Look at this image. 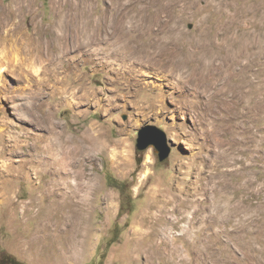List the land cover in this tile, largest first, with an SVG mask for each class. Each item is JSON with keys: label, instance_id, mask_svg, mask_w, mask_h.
Segmentation results:
<instances>
[{"label": "rangeland", "instance_id": "obj_1", "mask_svg": "<svg viewBox=\"0 0 264 264\" xmlns=\"http://www.w3.org/2000/svg\"><path fill=\"white\" fill-rule=\"evenodd\" d=\"M73 1L0 0V258L264 264V0H96L114 12L66 28ZM56 131L91 144L69 176L96 178L88 205L59 203Z\"/></svg>", "mask_w": 264, "mask_h": 264}, {"label": "bare ground", "instance_id": "obj_2", "mask_svg": "<svg viewBox=\"0 0 264 264\" xmlns=\"http://www.w3.org/2000/svg\"><path fill=\"white\" fill-rule=\"evenodd\" d=\"M95 1L96 0H74L72 3L71 2H68L67 4H66V2H64V4H66V7L64 8V10H67L68 11L65 14V15L68 16V19L66 20V25H65L66 28L70 25V22H71L72 19H69V18H71V17L73 19H75V18H81V17H84V16H99V17H101V19H103V18L107 17L108 14L114 12V8H110V7H113V6H106L105 8L102 7L101 9H97V6L95 5ZM118 1H120L121 5L123 4V0H118ZM151 5L152 4L150 2H147V5L144 6L142 9H135L134 6H131V5H123L122 8L119 7L118 9H119V12L120 13H123V12H125V13L126 12L127 13L137 12V14L143 15V14H146L149 11ZM5 12L6 13L3 14L4 17H2V14L0 15V27L3 26L4 24H6L8 20H10V19H12L14 17V15L16 14V9H15V7H13V6L10 5V7ZM97 13H98V15H97ZM105 23L107 24V21ZM61 29H63V28H61ZM39 46H40V44H37L35 47H39ZM22 48H23V45H22ZM35 50L37 52V49L36 48H35ZM34 55L36 57H38L37 54H34ZM4 68H3L2 63L0 62V77L2 79L4 78V75H5ZM15 73H17V72H15ZM18 76H19L18 78L21 79V75L18 74ZM89 138L91 139V142L90 143L93 142V144H94V142H96L98 140V137H96L92 133L89 134ZM65 140L66 139H65L64 135H62L61 132L56 131V143L54 145V146H56V157H50V158L54 159V163L56 164V177H57L56 178L57 179L56 184L58 185V188H56L55 191L58 192V195L62 199V201H60V202L58 201V202L61 205H67V204H69L68 199H71L74 196H77L78 197L81 194L82 197H81L80 201H83V204L88 205V203L90 202V196H89V194H90L91 190L93 189V187L95 185L96 178L94 176H89L88 181H85L83 179L88 176L87 173L86 172H84V173L80 172V180L81 181L78 180V182L74 184L69 179V176L71 175V172H72V168L73 167H75V168L76 167H81L82 160H83L81 156H83L85 154H90L91 153L90 152V149H91L90 145L91 144H88V145L87 144H82V145L77 144L74 148H70L67 145V142ZM49 154H51V153H49ZM54 154L55 153H53V155ZM39 157L40 158L38 159V162H39V160H41V161L43 160L42 158L44 157V155H41ZM50 164H52V163H50ZM7 169H8V172L11 171V173L10 172L9 173L13 175L12 171L15 172L16 174H18V172L21 173L23 171V166L22 165L13 166V164L11 163L10 164V168H7ZM60 186H62V187H60ZM68 188H70V190H68ZM59 189L62 190V191H58ZM82 191L83 192H86V194L85 195H82V193H81ZM72 200H74V199H72ZM172 200H174V199H172ZM80 201H78V200L74 201L75 204L73 206H75L76 204L78 206V203H82ZM76 210H78V208H76Z\"/></svg>", "mask_w": 264, "mask_h": 264}, {"label": "water", "instance_id": "obj_3", "mask_svg": "<svg viewBox=\"0 0 264 264\" xmlns=\"http://www.w3.org/2000/svg\"><path fill=\"white\" fill-rule=\"evenodd\" d=\"M150 146L156 147L161 161L167 159L172 152L167 133L162 128L153 124H147L138 131V149L144 150Z\"/></svg>", "mask_w": 264, "mask_h": 264}, {"label": "trees", "instance_id": "obj_4", "mask_svg": "<svg viewBox=\"0 0 264 264\" xmlns=\"http://www.w3.org/2000/svg\"><path fill=\"white\" fill-rule=\"evenodd\" d=\"M0 264H26V263L12 256H4L0 258Z\"/></svg>", "mask_w": 264, "mask_h": 264}]
</instances>
